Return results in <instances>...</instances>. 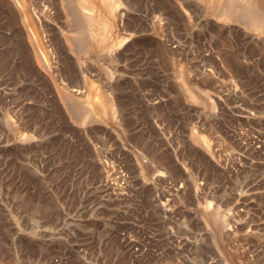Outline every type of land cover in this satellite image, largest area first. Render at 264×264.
I'll return each instance as SVG.
<instances>
[{
  "label": "rangeland",
  "instance_id": "1",
  "mask_svg": "<svg viewBox=\"0 0 264 264\" xmlns=\"http://www.w3.org/2000/svg\"><path fill=\"white\" fill-rule=\"evenodd\" d=\"M117 1L0 0V264H264V0Z\"/></svg>",
  "mask_w": 264,
  "mask_h": 264
},
{
  "label": "bare ground",
  "instance_id": "2",
  "mask_svg": "<svg viewBox=\"0 0 264 264\" xmlns=\"http://www.w3.org/2000/svg\"><path fill=\"white\" fill-rule=\"evenodd\" d=\"M62 1H63L62 4L66 8H73L72 5L74 3L78 5V8H76V9L75 8L74 9H70V11H69V14H70L69 16L72 17V19H73L74 22H77V21L82 20V19H87L91 23V25L94 27V28H92L93 29V35L97 37V40L100 39V42H102V41H104L107 38V34H106L107 32L106 31H104V32L101 31V28L103 26H105V28L107 27V25H108L107 24V21H105L103 19L102 20L99 19V17H101V16H99L100 13H97V12L99 10H101L100 12H103V10H104L107 13V14L106 13H104V14L110 15L111 16L110 18H112L114 15H116V12L115 11L117 10L116 8L118 7V4H117L118 1L117 0H62ZM222 1L223 0H211V3L213 4L214 7H218L221 4ZM247 1L250 3V6H251L252 5V1H254V0H252V1L251 0H247ZM12 2L15 4V6L18 9L20 8L23 11V13H24L25 16H27L26 12L24 11L25 0H12ZM257 5H259V4H257ZM259 6H261V5H259ZM259 6L256 7V8H254L253 6H251L255 10H254V12H252V14L248 15V13H247V15H248V17L251 16L252 18H254L255 21H256V23L259 25L260 28H262V30L264 32V9L262 10L261 7H260L261 8L260 9ZM251 7H249L248 11L251 9ZM250 12H251V10H250ZM121 13H122V11H121ZM96 15L99 16V17H97ZM221 16H223V19H225L226 21L227 20H231V17L229 16V13L226 14V15H221ZM107 17H109V16H107ZM251 23L253 24L254 22H251ZM256 23H254V24H256ZM252 24H250V25H252ZM255 26H257V25H255ZM108 34H109V32H108ZM70 36H72V35H67L68 38H70ZM96 101L98 102L97 104H98V106L100 108H105V103H102V99L101 98H98ZM106 109H105V111L107 112ZM105 113H104V110H103V114H105ZM89 114L87 113V116ZM83 115H84V113H83Z\"/></svg>",
  "mask_w": 264,
  "mask_h": 264
}]
</instances>
